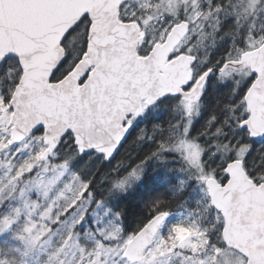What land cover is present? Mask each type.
Returning a JSON list of instances; mask_svg holds the SVG:
<instances>
[{
    "label": "snow or ice",
    "instance_id": "6c2138e0",
    "mask_svg": "<svg viewBox=\"0 0 264 264\" xmlns=\"http://www.w3.org/2000/svg\"><path fill=\"white\" fill-rule=\"evenodd\" d=\"M173 33L167 63L183 57V75L162 83L152 60ZM209 90L214 109L193 135ZM166 102L180 119L133 141L155 149L121 153L137 118ZM261 142L264 0H0V264H261ZM169 153L179 188L199 187L195 206L168 224L172 201L155 199L125 234L100 187L125 192ZM237 168L244 191L229 187ZM93 214L113 220L86 228ZM237 226L244 242L229 239Z\"/></svg>",
    "mask_w": 264,
    "mask_h": 264
},
{
    "label": "trees",
    "instance_id": "16d2710c",
    "mask_svg": "<svg viewBox=\"0 0 264 264\" xmlns=\"http://www.w3.org/2000/svg\"><path fill=\"white\" fill-rule=\"evenodd\" d=\"M203 99L204 110L193 123L192 134L201 131L202 122L211 114L217 99V94L209 90ZM161 106V104H159ZM155 108L147 117L138 118L136 127L130 130L127 142L121 148V153H130L134 160L142 158L156 147L155 141H145L142 144H134L133 141L141 129L151 130L154 125L167 127L169 122L178 120V112H174L170 102L152 106ZM201 124V125H200ZM264 143V142H261ZM256 148L260 144L255 145ZM165 160L152 159L147 162L141 180L125 192H108L107 184L100 187V193L105 200H108L116 213H120V222L125 233L138 229L141 223L147 218L150 211V204L153 200L161 198L171 200L170 213H174L180 207L179 204L192 200L197 185L189 182L190 186L178 189L181 178V161L178 154H166ZM171 159H173L171 161ZM80 170L84 171L83 164ZM101 198V197H98Z\"/></svg>",
    "mask_w": 264,
    "mask_h": 264
},
{
    "label": "water",
    "instance_id": "95a60500",
    "mask_svg": "<svg viewBox=\"0 0 264 264\" xmlns=\"http://www.w3.org/2000/svg\"><path fill=\"white\" fill-rule=\"evenodd\" d=\"M114 2V0H113ZM114 10V9H113ZM179 31V30H177ZM127 47L134 46V40H126L125 41ZM181 43L180 36L176 33H173L168 37V43L164 46L158 48L154 53V58L152 60V65L155 70L156 77L163 83L168 82L172 83L175 72H181L183 75V60L184 58H180V60L176 61V68L172 69V66L167 63V55L168 53L177 47ZM171 70V71H170ZM233 191H244L247 188V184L245 183V178L243 173L237 168L234 171L233 175V183L229 186ZM212 192L216 201L223 200V189L217 190V187L213 184ZM229 239L233 242H244L248 237V232L244 229L239 228V226L234 227L229 230ZM261 264H264V261H261Z\"/></svg>",
    "mask_w": 264,
    "mask_h": 264
},
{
    "label": "rangeland",
    "instance_id": "374dc122",
    "mask_svg": "<svg viewBox=\"0 0 264 264\" xmlns=\"http://www.w3.org/2000/svg\"><path fill=\"white\" fill-rule=\"evenodd\" d=\"M179 45H180V44H179ZM179 45H178V46H179ZM178 46H177V47H178ZM161 106H162V104H161ZM161 106L158 105V107H161ZM154 110H155V108H153V107L151 106V107L148 108V110H147L143 115H141V116L138 117V118L147 117V115L150 114L151 112H153ZM203 110H204V104L202 105V108H201V110H200V115H202ZM198 116H199V115H198ZM198 116H197V117H198ZM197 117H196V118H197ZM138 118H137V119H138ZM196 118L193 120V123L195 122ZM178 119H180V113H178ZM204 124H205V120L202 122V125L200 124V125H201V126H200V128H201L200 130L203 129ZM171 154H174V153H171ZM172 160H173V159H171V161H172ZM185 179H186V176H185V174L181 171L180 182L183 181V180H185ZM180 182H179V185H180ZM136 183H137V182H136ZM136 183H134V184L132 185V187H133ZM179 185H178V189H180V188H179ZM108 192H109V191H108ZM199 195H200V193H199V187H198V185H197V189H196V191H195V193H194V197H193V199H192V200H189V201H187V202H185V203H183V204H184V208H183V209L180 208V209H178L177 211H175L174 213L170 214V216L168 217L167 223H168V224H171V223L176 222L177 220H179V219L181 218V212H182V211H185L186 209H190V208L194 207V206H195V200L199 197ZM106 206L112 210V213H116V212L113 210V208L111 207V205H110V203H109L108 200H106ZM112 220H113V217H112L111 215H103V214L95 215V214H93L92 217H91V221L89 222V224H86L85 227L88 228V227H90L91 225H97V224L100 225V226H104V225H106L107 223L111 222ZM118 222L121 224L120 220H119ZM121 226H122V225H121ZM125 234H126V233H125ZM187 234H188V233H187V230H186L185 228H182V227L177 228V239H184V238L186 237Z\"/></svg>",
    "mask_w": 264,
    "mask_h": 264
}]
</instances>
